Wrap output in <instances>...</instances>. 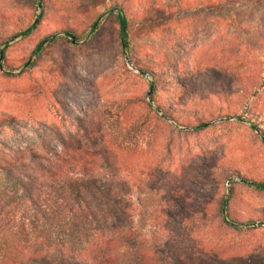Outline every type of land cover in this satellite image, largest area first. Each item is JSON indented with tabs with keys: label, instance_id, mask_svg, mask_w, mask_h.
Masks as SVG:
<instances>
[{
	"label": "rangeland",
	"instance_id": "374dc122",
	"mask_svg": "<svg viewBox=\"0 0 264 264\" xmlns=\"http://www.w3.org/2000/svg\"><path fill=\"white\" fill-rule=\"evenodd\" d=\"M109 1L44 0L42 9L39 0H0V167H19L20 175L35 167L34 153L60 150L59 136L94 135L102 123L111 138L127 141L131 124L149 122L156 129L137 139L128 165L136 234L176 256L216 255L219 263L256 257L264 264V192L250 186L264 183V0H200L215 14L196 9L198 0H160V11L147 6L132 16L128 52ZM50 37L37 57L36 45ZM155 70L182 87L163 81L151 98ZM238 87L246 95L234 94ZM226 89L231 103L251 113L256 130L239 110L233 114L235 104L230 109L215 98ZM163 103L182 116L161 117ZM195 117L206 125L200 131L193 130ZM217 168L229 177L218 185L210 182ZM231 183L236 230L188 222L215 216L217 199H230ZM0 210L3 218L13 209L0 203Z\"/></svg>",
	"mask_w": 264,
	"mask_h": 264
},
{
	"label": "trees",
	"instance_id": "16d2710c",
	"mask_svg": "<svg viewBox=\"0 0 264 264\" xmlns=\"http://www.w3.org/2000/svg\"><path fill=\"white\" fill-rule=\"evenodd\" d=\"M39 1L41 8L45 9L44 0ZM159 1H109L107 10L115 18L122 51H130L128 29L134 13L156 5L153 10L160 11ZM197 2L200 4L196 5V9L208 10L206 12L209 14L219 13L215 7H208L200 0ZM97 27L95 20L90 23L91 31H95ZM29 32L28 29L21 35L27 37ZM65 34L74 37L71 33ZM51 42V37L38 42L34 54L38 57L42 49ZM155 72L151 73V98L154 97L156 87L161 86L163 81L174 88L182 87L181 83H175V78L170 73ZM183 88L187 89V84ZM257 93L258 90L253 89L250 97L255 98ZM214 94L220 102L228 105L227 108L231 109L235 104L233 108L236 111L233 114L236 115L239 110V117L251 122L248 109L240 110V105L231 103L229 89ZM234 94L241 97L246 92L242 93L238 87ZM162 105L159 106L161 117L174 122V112L182 116L181 111H173L165 103ZM146 106L152 112L150 105ZM190 116L186 115L188 118ZM152 121L155 125L156 121L159 122L155 118ZM195 121V131L206 126L199 123L200 118L195 117ZM149 124L145 121L131 124L125 130L127 141H117L108 135L109 126L100 123L95 128L94 135L83 134L79 138L70 133L68 138L59 136L57 142L61 146L60 150L52 147L45 154L34 153L32 157L35 167L26 166L24 171L21 169L20 175L19 167H0V173H5L8 182L4 186L1 182L3 180H0V203L13 209L11 216L3 218L0 210V264H260L256 257L233 258L230 262L219 263L216 255L207 260H195L187 257L186 253L183 254L184 257L176 256L175 250L170 251L164 245L157 247L136 234L133 168L128 165L132 164L130 156L135 152L137 139L155 131L156 127L152 126L153 129H150ZM257 126L255 123L251 125L253 130ZM261 141L264 142V139ZM216 170L218 176L210 180L212 184L218 185L229 178L227 170ZM234 185L231 183L229 201L226 202L223 197L217 199L215 216L194 215L187 219L188 222L195 227L207 224L236 230L239 221L230 209L235 198ZM250 186L264 192V183H251ZM224 208L228 222L221 216Z\"/></svg>",
	"mask_w": 264,
	"mask_h": 264
}]
</instances>
